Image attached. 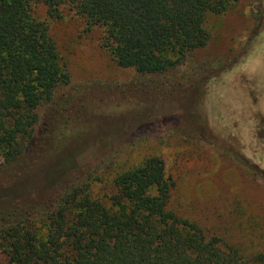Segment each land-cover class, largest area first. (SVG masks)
I'll return each instance as SVG.
<instances>
[{
	"label": "trees",
	"instance_id": "obj_1",
	"mask_svg": "<svg viewBox=\"0 0 264 264\" xmlns=\"http://www.w3.org/2000/svg\"><path fill=\"white\" fill-rule=\"evenodd\" d=\"M238 1L0 0V189H18L14 175L26 171L29 156L54 135L61 110L86 106L99 91L116 89L72 81L51 35L52 22L64 12L81 19L87 31H102L116 67L137 75L118 90L142 96L204 49L207 18L227 13ZM40 9L44 15L38 17ZM159 127L141 135L153 134L158 146L180 139L205 147L211 151L208 170L213 158L226 155L249 171L252 182L261 174L191 121L165 119ZM115 159L71 175L59 187L1 198L0 264H264V254L248 256L239 240L251 228L248 220L237 225L242 213L233 210L227 225L209 231L172 207L174 185L157 152L132 166ZM96 184L105 192H96Z\"/></svg>",
	"mask_w": 264,
	"mask_h": 264
},
{
	"label": "rangeland",
	"instance_id": "obj_2",
	"mask_svg": "<svg viewBox=\"0 0 264 264\" xmlns=\"http://www.w3.org/2000/svg\"><path fill=\"white\" fill-rule=\"evenodd\" d=\"M43 15L40 9L37 16ZM205 26L209 40L204 49L189 54L173 75L159 79L156 88L134 96L120 93L118 87L137 75L116 67L103 47L100 29L87 31L68 11L52 22L51 35L72 81L117 90L99 91L90 104L61 110L54 135L29 156L26 171L14 175L18 189L1 188L0 199L59 187L71 175L94 171L107 158L132 166L157 152L174 185L173 208L209 231L212 225H227L233 210L242 213L237 225L248 220L251 226L239 239L247 244V255L264 254V0H239L227 13L209 16ZM165 119L200 126L228 155H240L261 174L252 182L249 171L226 155L213 158L208 170L204 164L211 151L205 147L195 148L180 139L158 146L153 134L141 135L163 129L158 126ZM36 131L37 135L40 128ZM93 188L105 192L102 185Z\"/></svg>",
	"mask_w": 264,
	"mask_h": 264
}]
</instances>
